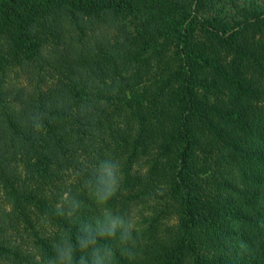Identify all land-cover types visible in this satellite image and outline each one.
I'll return each mask as SVG.
<instances>
[{"label":"trees","instance_id":"16d2710c","mask_svg":"<svg viewBox=\"0 0 264 264\" xmlns=\"http://www.w3.org/2000/svg\"><path fill=\"white\" fill-rule=\"evenodd\" d=\"M208 1H0V264L75 230L46 218L61 197L97 218L106 156L138 264H264V8L230 25Z\"/></svg>","mask_w":264,"mask_h":264},{"label":"clouds","instance_id":"9594fccd","mask_svg":"<svg viewBox=\"0 0 264 264\" xmlns=\"http://www.w3.org/2000/svg\"><path fill=\"white\" fill-rule=\"evenodd\" d=\"M32 120L34 128L40 130L41 119L33 116ZM122 180L121 164L111 156L100 159L88 171L83 188L98 209L94 221L79 217L85 201L75 197L68 201L60 198L59 207L53 213L46 214V218L49 221L52 217L69 219L75 225V230L66 226L59 232L51 241L52 254L43 255L41 264H103L102 254L111 260V264H117V253L129 264H138L142 254L141 238L138 232L133 235L138 225L130 213L113 215L110 206V201L121 189ZM128 243L132 246L122 247Z\"/></svg>","mask_w":264,"mask_h":264},{"label":"rangeland","instance_id":"374dc122","mask_svg":"<svg viewBox=\"0 0 264 264\" xmlns=\"http://www.w3.org/2000/svg\"><path fill=\"white\" fill-rule=\"evenodd\" d=\"M264 0H209L204 16H218L227 24H233L244 18V12H261Z\"/></svg>","mask_w":264,"mask_h":264},{"label":"water","instance_id":"95a60500","mask_svg":"<svg viewBox=\"0 0 264 264\" xmlns=\"http://www.w3.org/2000/svg\"><path fill=\"white\" fill-rule=\"evenodd\" d=\"M1 1V0H0Z\"/></svg>","mask_w":264,"mask_h":264}]
</instances>
